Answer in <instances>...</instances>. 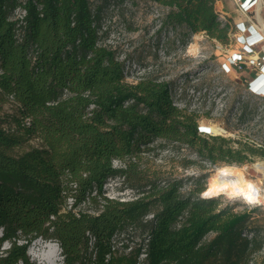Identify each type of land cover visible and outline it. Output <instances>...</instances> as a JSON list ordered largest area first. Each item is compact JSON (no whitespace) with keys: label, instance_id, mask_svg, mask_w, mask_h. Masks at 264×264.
Listing matches in <instances>:
<instances>
[{"label":"trees","instance_id":"obj_1","mask_svg":"<svg viewBox=\"0 0 264 264\" xmlns=\"http://www.w3.org/2000/svg\"><path fill=\"white\" fill-rule=\"evenodd\" d=\"M153 1L166 7L162 26L227 41L215 0ZM101 22L102 5L90 0H0V109L12 108L0 114V247L11 242L0 264H33L35 240L56 241L63 264H136L139 247L110 250L128 226L142 236L145 264H249L262 247L251 211L201 196L199 183L184 190L181 178L142 183L135 165L155 139L194 147L214 164L263 152L200 132L197 114L173 104L167 82L126 80L123 60L102 43ZM108 179L134 198L105 196ZM68 195L77 214L64 209ZM87 200L95 213L82 207Z\"/></svg>","mask_w":264,"mask_h":264},{"label":"rangeland","instance_id":"obj_2","mask_svg":"<svg viewBox=\"0 0 264 264\" xmlns=\"http://www.w3.org/2000/svg\"><path fill=\"white\" fill-rule=\"evenodd\" d=\"M90 1L93 6L102 5V43L116 50L130 80L148 77L167 82L173 104L197 114L199 127L206 126L210 135L226 138L232 148L248 144L263 152L248 154L241 163L214 164L200 157L194 147L155 139L149 150L139 153L135 178L142 183L156 175L161 180L181 178L184 190L199 183L204 188L201 193L218 198L221 206L228 203L235 211H251L248 225L262 247L253 253L249 264H264V197L250 202L240 194L212 189L216 169L235 165L244 168L264 196V167L254 166L264 165V94L252 88L264 76V0L259 11L263 22L257 16V0H250L246 8L242 7L243 0H215L219 22L228 25L226 42L204 31L190 32L182 25L162 26L166 7L153 0ZM256 31L260 34L258 42L247 43L246 38ZM11 111V104L5 103L0 114ZM118 164L115 160L114 165ZM117 184L111 183L109 196L118 194ZM243 235L251 236L252 231ZM41 241L35 240L28 247L33 264H49L35 253L53 241ZM54 264H63L59 254Z\"/></svg>","mask_w":264,"mask_h":264},{"label":"built area","instance_id":"obj_3","mask_svg":"<svg viewBox=\"0 0 264 264\" xmlns=\"http://www.w3.org/2000/svg\"><path fill=\"white\" fill-rule=\"evenodd\" d=\"M239 1H242V0H239ZM249 3L250 2L248 0H243L242 4H244V6H242V7L246 8L245 4L248 5ZM23 15H24V10H22L20 8H17L15 10V17L21 18ZM259 37H260V34L254 33L249 41L257 40ZM257 42H258V40H257ZM251 45H253V44H251ZM125 73H127V72H125ZM125 76H126V80L132 81V80H130V78L128 77L127 74H125ZM253 90L256 93L264 94V84L262 86H259L258 90H256V89H253ZM28 122H29V120L26 118V123H28ZM199 131L203 132V133H206V131H208V129H205V127L201 126V127H199ZM114 180H116V181H114ZM112 182H114V183L117 182L118 183L117 184L118 194L116 196H109L108 195L109 189L113 187V185H111ZM103 191H104V195L107 196L108 198L116 199V200H119V201H126V200H131V199L134 198L133 195L130 196V197L127 196V195H130V193L132 194V190L130 188H128V187H123L121 185L120 180H117V179H108L103 185ZM201 196L206 197L202 193H201ZM73 204H74L73 196L72 195H68L66 197L64 209L73 210L77 214L79 208H73ZM88 205H89V201L87 200L85 203L82 204V207L87 208L86 210L88 212L95 213L94 209H92L90 207H87ZM151 217H152V214L150 213V214H147L145 216V219H149ZM0 234H1V231H0ZM47 241L49 242L50 240H47ZM52 241H53L52 243L55 244L56 247H57L58 254L62 258L61 254H60V248L58 246V243L56 241H54V240H52ZM17 243L21 244V243H23V240L18 239ZM142 243H143L142 242V236L136 233V231H135L133 226H128L125 229L115 233L112 236L111 241H110V250H111V252H115V253H128V252L134 250L136 247H139L140 249H139V252H138V255H137L136 264H145V258H146L147 253H146V250H145V246ZM10 246H11V242L4 241L2 243V245H1V247H0V255H3L4 252L7 249L10 248ZM109 256H110V254L107 255V258Z\"/></svg>","mask_w":264,"mask_h":264},{"label":"bare ground","instance_id":"obj_4","mask_svg":"<svg viewBox=\"0 0 264 264\" xmlns=\"http://www.w3.org/2000/svg\"><path fill=\"white\" fill-rule=\"evenodd\" d=\"M260 1L261 0L256 1V12L258 18L261 20L259 13ZM261 22L263 21L261 20ZM262 25L263 26L261 28V31L264 32V22L262 23ZM202 127H206V126H202ZM254 166L256 168L264 167L262 163H255ZM212 189L215 192L230 191L234 194H240L247 201L250 202L260 201L264 197L260 193V188L257 185V183L254 182L252 179H248V177L244 172V168L235 165H222L216 169V171L214 172V181L212 184ZM36 255H38L39 258L45 260L49 264H54L57 260V255H58L57 247L55 244L50 242L48 245L44 246L41 250L39 249V251L35 253V256Z\"/></svg>","mask_w":264,"mask_h":264},{"label":"clouds","instance_id":"obj_5","mask_svg":"<svg viewBox=\"0 0 264 264\" xmlns=\"http://www.w3.org/2000/svg\"><path fill=\"white\" fill-rule=\"evenodd\" d=\"M252 36H253V34L250 35L248 38H246V39H247V42L251 39ZM262 78H263V77H262ZM262 78H258V79L256 80V82L252 84V88L258 90V87L260 86V82L262 81ZM258 85H259V86H258ZM259 92H260V91H259ZM206 133H209V131L206 132Z\"/></svg>","mask_w":264,"mask_h":264},{"label":"crops","instance_id":"obj_6","mask_svg":"<svg viewBox=\"0 0 264 264\" xmlns=\"http://www.w3.org/2000/svg\"><path fill=\"white\" fill-rule=\"evenodd\" d=\"M256 34H259L257 31L255 32ZM263 78H262V81L260 82V86H262L264 83V76H262ZM262 83V84H261Z\"/></svg>","mask_w":264,"mask_h":264},{"label":"snow or ice","instance_id":"obj_7","mask_svg":"<svg viewBox=\"0 0 264 264\" xmlns=\"http://www.w3.org/2000/svg\"><path fill=\"white\" fill-rule=\"evenodd\" d=\"M245 7H247V4H245Z\"/></svg>","mask_w":264,"mask_h":264}]
</instances>
